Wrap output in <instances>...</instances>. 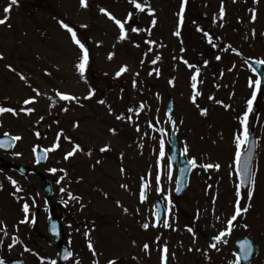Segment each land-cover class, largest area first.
<instances>
[{"label":"rangeland","instance_id":"374dc122","mask_svg":"<svg viewBox=\"0 0 264 264\" xmlns=\"http://www.w3.org/2000/svg\"><path fill=\"white\" fill-rule=\"evenodd\" d=\"M34 1L19 0L10 13H4L9 19L5 27L0 28L3 55L0 103L16 110L34 109L30 114L5 112V133L21 137L6 160L32 166L36 150L47 152V164L37 170L52 183L57 217L59 206L66 209L61 222L64 241L72 250L67 264H109L112 260L116 264H161L164 244L168 246L171 264H217L220 259L228 258L224 249L216 255L212 253L208 237L225 230L226 219L234 212L235 137L243 134L240 118L254 91L249 87V80H256L244 62L264 63V0H230L224 17L215 16L219 0H188L189 12L185 10L179 37L174 32L179 24L177 14L181 0H147L154 15L149 14L147 6L139 11L129 0H88L87 8L81 7L80 0H50L53 3L51 16L72 26L89 49L90 60L83 79L75 68L80 53L71 46L72 41L66 38L54 41L60 33L54 19L51 22L49 18V25L57 32L38 22L43 35L37 38L39 30L31 27V14H36L31 6ZM138 2L143 4L144 0ZM8 3L9 0H5V7ZM101 7L125 23V40L118 39L119 27L100 12ZM199 13L207 16L201 17ZM129 14L138 16L137 27L126 23ZM153 19L156 20L154 27ZM137 28L141 31L131 30ZM201 29L212 35L216 47L207 42ZM41 39L45 43H40ZM148 40L156 44L150 45ZM33 45L39 48L36 59L31 49ZM113 53L109 60L108 56ZM157 55L161 59L156 64L151 63ZM216 56L221 59H215ZM182 58L200 68L199 107L190 99L194 69L185 65ZM47 63L50 80L43 78L41 73L45 75V72L40 70ZM9 64L15 71L8 68ZM32 65L37 67L38 76ZM123 65H127L129 71L117 77L116 72ZM157 69L159 75L154 71ZM21 73L27 77V82L20 78ZM34 89L41 95L37 96ZM55 90L76 95L80 103L59 101ZM90 90H95V95L85 99ZM29 97L36 100L25 105L23 101ZM49 97L55 100L54 104ZM100 100L105 103H99ZM167 100L172 103L170 113L176 121L175 128L168 121ZM141 104L143 110L139 108ZM65 107L67 111L63 110ZM129 108L134 111L129 112ZM204 108L208 110L207 115L201 114ZM121 113L131 116L132 120H117L116 115ZM39 121H45L48 127L43 139L35 130ZM149 121L155 128L149 127ZM247 127L248 131H254L258 142L253 165L254 194L251 207L237 218L230 234L231 237H248L259 249L258 257L250 264H263L264 86L253 102ZM113 128L117 130L115 134L111 131ZM159 129L165 132L162 134ZM171 132L176 135L179 151L183 152L187 145L186 158L195 157L198 164L190 172L185 193L178 201L174 199L176 169L171 168V181L167 176ZM58 137L59 147L52 150ZM161 141L165 152L163 160L159 157ZM76 143L81 145V150L65 159V154ZM105 145H109L108 151L101 152L99 149ZM207 163H218L220 168L202 167ZM53 168L57 171L52 172ZM158 174L163 193L157 190ZM12 180L17 182L16 186ZM145 183L148 184L147 199L141 202L139 192ZM17 186L20 192L16 191ZM40 190L41 183L33 176L19 178L10 173L0 174V208L3 210L0 212V222H3L0 224V258L6 264L14 258L24 264H51L56 259L57 248L51 244L47 233L48 207ZM166 195L171 196L174 205L170 217ZM157 199L163 203V220L169 219L171 228L164 227L162 222L152 226ZM25 202L29 205V222L20 223L26 216L22 210ZM241 204L246 206V200H241ZM145 222L150 224L147 230L142 227ZM188 227L196 233L192 241L182 238L193 237ZM89 241L95 254L88 247ZM145 243L149 244L147 251L143 248Z\"/></svg>","mask_w":264,"mask_h":264},{"label":"snow or ice","instance_id":"6c2138e0","mask_svg":"<svg viewBox=\"0 0 264 264\" xmlns=\"http://www.w3.org/2000/svg\"><path fill=\"white\" fill-rule=\"evenodd\" d=\"M129 3H131L139 11H144L145 7L147 6V0H144L143 4L141 2H138V0H129ZM18 4H19V0H9L8 5L4 8V12L6 14L10 13L12 8H13V6H18ZM187 4H188V0H181L180 9H179V12L177 14L178 15L179 24H178L177 30L174 32V35H176L178 37L181 35V32H180L179 28L182 27L183 24H184L185 9H186ZM80 5H81V7H84V8L89 7L88 0H80ZM147 11L149 12V14L154 15V9H152L150 6H147ZM100 12L105 14V15H107L108 18L113 20L115 22V24L119 27L120 35H119L118 39L121 40V41L125 40L127 38V31L125 29V23L122 22L120 19H118L113 13H111L110 11H108L107 9H105L103 7L100 8ZM129 15L131 16V14H129ZM220 15H221V17H223V15H224L223 6H221ZM8 19H9L8 15H6L4 18H0V25L6 24ZM252 19L255 20V14H253ZM59 24L61 25L62 28L66 29L68 31V33H70L71 40L74 42V44L76 46H78V48L80 50V55L78 56V62L75 64V68L78 71L80 77L83 79V78H85V72H86L87 67L89 65V60H90L89 49H88V47H86L85 43L82 42V40L80 38H78L77 31L72 26H70L68 23H66L63 19L59 20ZM155 24H156V20L153 19L152 20V26L154 27ZM83 27H87V26L84 25ZM131 30L135 31V32L141 31V29H138V28L137 29H131ZM148 31H149V35H150L151 34L150 29ZM201 31L203 32V35L207 38V42L209 44H212L213 47H216V45L213 44L212 35H210L206 31H204L203 29H201ZM147 43L150 44V45H153V44H156V41L148 40ZM137 46H139V45H137ZM229 48H231V45H229ZM227 50L228 49H225V51H227ZM149 51H151V49H149ZM113 55H114V53L110 54L108 56V59L111 60ZM146 55H147V53H146ZM0 59H3V55L2 54H0ZM160 59H161V57L159 55H157L151 61V63L156 64ZM215 59L219 60V59H221V57L220 56H216ZM183 63L185 65H187L190 69H194V74L191 76L192 94H191L190 99H191V101H192V103L194 105L199 107V105L197 104V97L202 95V93L198 90V83H199L198 77L200 76V68L195 67L193 64H190L189 61L186 60V59H183ZM207 63H208V61L204 62L205 65H207ZM8 68L10 70H12V71H15V69L10 64L8 65ZM127 71H129L128 66L127 65H123L116 72V76L120 77L123 73H125ZM154 71H156V74L159 75V70L158 69L154 70ZM149 74L151 75L152 73L150 72ZM136 75L138 76L139 73H137ZM20 78L27 82V77H25L22 73L20 74ZM170 83L174 84V81H170ZM135 86H136V81L134 80L133 81V87H135ZM249 87H253L254 91L252 92L251 99H249L247 101V110L244 112L243 117L240 118V123H241V125H243V134H242V136L238 134L235 137L236 147H237L236 156H235V163H236V172L238 173L239 179H238V183L236 185V192H235L236 199L234 201V212L230 216V218L226 219V229L223 230V231H220L218 235L213 237V240L216 241V242L222 241V239L228 233L231 232L232 228L234 227V222L237 221V218L240 217L242 215V213H247L248 212L249 208L251 207V199H252L253 194H254V184H255L254 179H253L254 173H252L251 169H250L251 153L250 152L248 153V160H246L244 162L243 167H241L240 162H241V157H242L241 147H242L243 144L248 142V138H249V131H248V127H247V125H248V117H249V114L253 110V102L257 99V93L261 89V81L259 79H256L255 81H253L250 78ZM34 91H36L37 96L41 95L39 90L34 89ZM94 95H95V90H90L88 95H87V97H85V99H91L92 96H94ZM55 98H57L59 101H69V102L75 101L78 104L80 103V98L77 97L76 95L71 94V93H67V92H62V91H59V90H55ZM49 99L53 101V104L55 103V100L52 97H49ZM209 99H214V97H209ZM35 100H36V97H29V98H26L23 101V103L25 105H29V104L34 103ZM99 103L104 104L105 101L104 100H100ZM220 103H222V102H220ZM139 108H140V110H143L144 105L141 104L139 106ZM63 110L67 111L68 109L65 107ZM109 110H110V112L112 111L110 107H109ZM19 111H27L30 114L32 111H34V109H32V108H27V109L22 108L20 110H16V109L11 108V107H0V114H3L5 112H10V113H13L14 115H18ZM128 111L129 112H133L134 109L129 108ZM200 111H201L202 115H207V111L208 110L206 108L201 109ZM135 114L138 116L139 112H136ZM116 119L117 120H121V121H124V120L131 121L132 117L121 113V114L116 115ZM168 121H170L171 124L173 125V128H175L176 121L172 119L171 113L168 114ZM157 122H159V121H157ZM148 125H149V127L155 128V125L152 123V121H149ZM75 126L78 127V124L75 125ZM139 130H140L139 126L137 125V131H139ZM111 131L113 132V134H115L117 130L115 128H113V129H111ZM159 131L162 134L165 132L164 129H159ZM5 135L7 136L9 134L5 133ZM60 135H63V133L61 132ZM145 135H146V133H145ZM19 139H21L20 136L12 137L11 140L9 141V144H11L12 140H19ZM66 139L70 140V138H68V137H66ZM58 140H59V137L57 138V143L53 146L52 150H55L56 148L59 147ZM3 146H4L3 142L0 141V147H3ZM108 149H109V145H105L104 147L100 148L99 150L101 152H105V151H108ZM79 150H81V145L76 143L74 145V147L65 154V159H68L69 157L73 156ZM183 152H184V154H187V152H188L187 145H185V147L183 149ZM90 154L91 153H89V155ZM164 156H165L164 143H163V141H161L160 152H159L160 160H163ZM37 162H39V161H37ZM97 163H99V161H97ZM188 163L192 167H197L198 166L197 160H196L195 157H193L191 160H189ZM202 167H204L205 169L215 168V169L218 170L220 168V165L218 163L217 164L207 163V164L202 165ZM51 171L52 172H56L57 170L55 168H53V169H51ZM121 171H124V169L122 168ZM167 176H168L169 181H171L172 172H171V167L170 166H169V170H168ZM11 182H12V184L14 186L17 185V182L15 180H12ZM156 185H157V190L159 192L163 193L164 189H163L162 186H160V175L159 174L156 177ZM121 187H126V185H121ZM147 188H148V184L147 183L143 184L142 187H141V191H140V200H141V202H143L144 200L147 199ZM180 190L181 189H180L179 185H177L176 191L179 192ZM16 191L20 192L21 188L17 186L16 187ZM62 191H63V189H62ZM69 195H70V198L75 199V197H72L71 194H69ZM165 199L167 200V213H168V215L170 217L171 214H172V208H173L174 205H173V202H172V199H171L170 195H166ZM241 200H246V206H242ZM22 210L26 214V216H25V219L20 221V223H27V222H29L28 221V217H27V214L29 213V205H28V203L25 202L23 204ZM124 211L127 212L128 209L124 208ZM217 219H220V217H217ZM32 222L34 223L35 221L33 220ZM161 222L163 223V226L166 227V228H171L172 227V224L170 223L169 219H164L163 221H161L159 216L156 217V223L153 224L152 226H158ZM2 223L3 222H0V224H2ZM142 227L145 230H147L150 227V224L145 222V223L142 224ZM244 227L247 228L248 225H244ZM53 230H55L54 226H53ZM187 230L190 233L193 234V237H195L196 233L194 232L193 228L188 227ZM5 235H7L6 231H5ZM85 235H88V233H85ZM223 242L226 243L227 241L224 240ZM133 243H135V242L133 241ZM88 247H89V249L93 250V252L95 254V250H94V247H93V244L91 243V241H89ZM210 247L213 248V249L217 248V243L210 244ZM143 248L147 251L149 249V244L145 243L143 245ZM243 251L245 253L244 259H247L249 251H250V248H249V246L247 244L244 246ZM68 256H69V253L66 252L64 258L67 259ZM167 261H168V246H167V244H164V246L162 248L161 264H167ZM0 264H6V261L3 258H0ZM51 264H56V262L53 260L51 262ZM109 264H116V261L115 260L109 261ZM236 264H239V262L237 261Z\"/></svg>","mask_w":264,"mask_h":264},{"label":"water","instance_id":"95a60500","mask_svg":"<svg viewBox=\"0 0 264 264\" xmlns=\"http://www.w3.org/2000/svg\"><path fill=\"white\" fill-rule=\"evenodd\" d=\"M130 21L132 23L136 24L137 18L136 17H130ZM246 63L250 68H252L254 70L255 74L258 76V79L261 81V86H262L263 85L262 69H263L264 65L262 63L256 62V61H247ZM169 108H170V103L168 104V110H169ZM38 131L41 133V135H44L45 126L40 124L38 127ZM10 140H11L10 137L0 139V141H2L3 145H4L3 147H0V149L5 150L6 152H10L12 150L14 144H15L14 140H12L11 144H9ZM255 149H256V141H255V138L253 136V133H250L246 149L242 153L240 164H241V167H243L244 162L246 160H248V153L250 152L251 153V161H250L251 172H252V165H253V160H254V155H255ZM37 156H38L39 163H43L45 160L44 153L39 152L37 154ZM169 163H170L171 167H175L176 164L178 163L176 188H177V185H179V187L181 189L179 192H177L175 190V198L178 199L182 196L183 192L185 191V188L187 186L188 176H189V173L192 169V166L184 159V155H181V157L178 158L174 134L171 135V149H170ZM0 165L5 170L11 169V170H15V171L19 172L20 174L25 173V171H24L25 166H23V165L15 166V165H11L8 163H0ZM43 183H44L43 193L47 198H49L51 196L50 185H49L48 181L45 179H43ZM162 213H163V209H162L161 201L157 200L156 201V217L159 216L161 219ZM156 217H155V219H156ZM53 226L55 227V230H53ZM48 230H49L50 235L53 237L52 242L54 244H57L59 247L58 264H65V262L69 259L71 253H70L68 247L62 243V240H61L62 239V229L60 227L59 221L54 219V218L49 219ZM246 244L249 246L250 251L248 254V258L244 259L245 253L243 251V248ZM66 252L69 253V256L67 259L64 258ZM255 254H256V248L252 247L248 241H241V261L248 262L250 260V258L253 257ZM11 264H22V263L20 261H12Z\"/></svg>","mask_w":264,"mask_h":264},{"label":"flooded vegetation","instance_id":"af4514ba","mask_svg":"<svg viewBox=\"0 0 264 264\" xmlns=\"http://www.w3.org/2000/svg\"><path fill=\"white\" fill-rule=\"evenodd\" d=\"M210 1H212V0H210ZM219 1L220 2L217 3L218 8H219L217 10L218 11V14L215 15L217 17H221V15H220L221 6H223V8H224V15L226 13V10H225V2L226 1L225 0H224V2H223V0L222 1L219 0ZM52 4L53 3L50 0H35L34 2H32V4H31L32 9L34 8L33 10L36 13V14H34V16H33V14H31L32 15L31 16V20H32L31 27L32 28H34L36 30H39V28H38V25H39L38 22H41V24L42 23L43 24H46V27L47 28L50 27V25H49V18H51V22H52V19L54 18L50 14L51 13L52 6H53ZM4 8H5V0H0V18H4L5 17ZM187 12H189V11L187 10ZM37 13H41V14H37ZM38 15H42L43 17H39L38 18ZM199 15H200V13H199ZM224 15H223V17H224ZM200 16L201 17H205V16H207V14H201ZM57 23H58V27H59V25H60L59 24V20H57ZM3 27H5V24L4 25H0V28H3ZM50 29L52 30L53 33L57 32V31L54 32V28H52V27H50ZM58 32H60V33L55 37V39H54L55 42L57 40L61 39V38H66L67 40H70V38H69L70 33H68V31L66 29L59 28ZM40 35H43V34L39 30V32L37 34V38L38 37H41ZM32 36L35 37V32L32 33ZM34 41H35V39H34ZM40 43H45V42L41 39L40 40ZM71 45H72L73 48H76V47L78 48V46H76L73 41L71 42ZM31 49L35 51V53H33V58L36 59L37 56H38L37 53H38V49L39 48H37V45H33V46H31ZM2 61H3V59H0V65L2 64ZM46 66L48 67V63L44 65V68H41L40 69L42 72H45V75L43 73H41V75L46 80H50V77H49L50 76V71L47 69ZM32 67L35 70V74H36L37 73L36 72L37 67L35 65H32ZM37 71H38V69H37ZM37 76H38V73H37ZM0 107H5V106L0 103ZM4 122H5V113L0 114V137H4L5 136ZM6 156H8V155L0 151V158H2V159L5 160ZM31 163H34V159H31ZM5 173H6V171H3L2 169H0V174H5ZM28 176H33V177L37 178V176L35 174H28ZM26 177L27 176H24L23 178H26ZM0 207H1V203H0ZM1 211H3V210L0 208V212ZM1 232H2V230L0 229V234L2 235ZM182 238H186L189 241L190 240L192 241V239L194 237H182ZM224 240H226L227 242L224 243L223 242ZM236 240H241V237H226V239H222V241H220V242L214 241L213 240V237H208V246H209V248H211L210 247V244L217 243V248H215L212 253L214 255H216L219 252H222L223 251L222 249H224V251H223L224 252V255L228 257V258H224L223 260L220 259L217 264H236V262H237V259H236V251L234 250V246H233L234 245V242ZM189 245L191 246L192 243L190 242ZM229 248H231V249H229ZM239 264H241V262H239Z\"/></svg>","mask_w":264,"mask_h":264}]
</instances>
